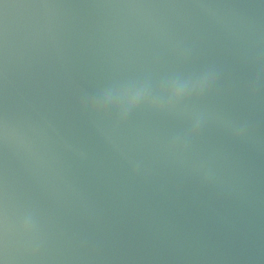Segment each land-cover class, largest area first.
I'll list each match as a JSON object with an SVG mask.
<instances>
[{"label": "water", "instance_id": "1", "mask_svg": "<svg viewBox=\"0 0 264 264\" xmlns=\"http://www.w3.org/2000/svg\"><path fill=\"white\" fill-rule=\"evenodd\" d=\"M0 264H264V0H0Z\"/></svg>", "mask_w": 264, "mask_h": 264}]
</instances>
